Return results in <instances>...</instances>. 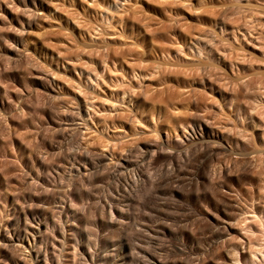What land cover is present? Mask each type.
I'll use <instances>...</instances> for the list:
<instances>
[{"label": "clouds", "instance_id": "obj_1", "mask_svg": "<svg viewBox=\"0 0 264 264\" xmlns=\"http://www.w3.org/2000/svg\"><path fill=\"white\" fill-rule=\"evenodd\" d=\"M0 264H264V0H0Z\"/></svg>", "mask_w": 264, "mask_h": 264}]
</instances>
